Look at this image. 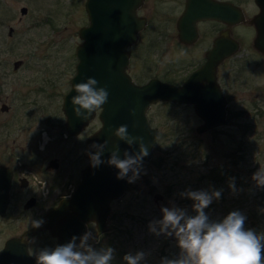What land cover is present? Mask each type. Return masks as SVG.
<instances>
[{
    "label": "rangeland",
    "instance_id": "obj_1",
    "mask_svg": "<svg viewBox=\"0 0 264 264\" xmlns=\"http://www.w3.org/2000/svg\"><path fill=\"white\" fill-rule=\"evenodd\" d=\"M84 1L0 0V106L3 102L9 105L8 110L0 108V161L18 165L30 183L13 186L6 213L0 215V247L66 195L79 179L80 168L89 162L84 144L87 134L100 125L99 118L70 136L61 108L75 71V47L81 41L78 31L87 22ZM242 3L248 18L255 5L252 0ZM22 5L27 6L25 13L20 11ZM157 9L155 0H147L142 9L150 22L132 48L128 71L138 82L154 75L180 82L201 61L203 46L216 24H210L208 36L200 42L182 46L177 44L172 18L178 8L163 4L159 14ZM10 25L14 28L11 35ZM234 30L241 47L218 73L228 98L227 123L198 132L202 118L192 104L152 103L149 120L159 128L152 157L143 164L140 178L128 182L124 193L111 201L106 229L99 231L94 222L87 223L85 233H92L90 243L95 248L115 249L112 264H125L123 256L129 251L150 253L145 264H160L163 257L177 256L175 238L158 237L148 225L162 218L161 206L173 203L194 214L193 202L179 195L187 189H223L221 200L206 210L210 217L219 219L239 209L248 217L246 227L264 233V213L260 212L264 189L257 188L251 177L264 167V54L252 44V24L243 21ZM16 59L22 62L13 67ZM54 156L58 167H46L45 159ZM233 177L240 190L236 195L229 188ZM156 192L162 198L156 199ZM32 193L37 201L24 207V197ZM27 239L35 258L40 249L56 246V237L46 229Z\"/></svg>",
    "mask_w": 264,
    "mask_h": 264
},
{
    "label": "water",
    "instance_id": "obj_2",
    "mask_svg": "<svg viewBox=\"0 0 264 264\" xmlns=\"http://www.w3.org/2000/svg\"><path fill=\"white\" fill-rule=\"evenodd\" d=\"M255 2L259 11L246 18L242 9L230 2L199 8L198 5L193 7L190 1L177 23L179 38L183 39L185 35L195 37L197 18H219L226 21L228 26L246 21L253 24L256 30L253 46L264 52V0ZM138 3L140 0L85 1L88 22L78 31L81 41L75 47V71L69 78L70 87L63 94L61 108L65 116L66 133L77 134L96 112L87 120L76 117L71 103L72 96L76 95L73 85L86 82L87 78H94L99 82L98 87H106L108 102L97 110L100 125L85 141L87 157L89 151L95 152L91 148L93 143H103L105 140L109 141V145L102 156L104 161H107L110 151L117 143L120 144L121 158L125 150L133 153L138 151L139 144L130 148L114 135L118 127L127 125L131 135L144 138L149 155L144 158L143 164L147 163L152 157L159 135V128L149 120L148 110L157 101L192 104L195 112L202 118V122L196 127L198 132L228 121L227 97L217 80L216 67L225 56L239 48L238 41L230 35L229 29L222 31L214 39L213 47L207 52V59L190 71L182 82L174 83L158 76L136 82L127 68L130 55L128 45L137 39L138 29L145 24V18L135 14ZM219 5L222 6L218 8ZM26 9L24 5L20 7L22 13ZM12 31L11 26L9 34ZM21 62L22 59H16L13 66L18 67ZM5 107L6 104L3 103L2 108ZM130 109L135 110V115L130 113ZM50 163L52 167L57 166L56 159H52ZM117 173L118 169L114 166L103 163L94 168L89 161L82 168L74 189L46 210L41 218L44 220L42 227L36 229L30 226L20 235H12L5 240L0 248V264H36V258L28 252L26 238L42 229H47L56 237V245L69 242L73 236L85 234L88 222H94L99 231L105 230L112 211L111 201L120 197L128 185L127 179H117ZM10 185L11 170L7 165L0 164V215L6 213L10 201ZM154 197L162 198V194L156 192ZM34 202V197H30L24 207H29Z\"/></svg>",
    "mask_w": 264,
    "mask_h": 264
},
{
    "label": "clouds",
    "instance_id": "obj_3",
    "mask_svg": "<svg viewBox=\"0 0 264 264\" xmlns=\"http://www.w3.org/2000/svg\"><path fill=\"white\" fill-rule=\"evenodd\" d=\"M98 83L94 78H87L86 82L73 85L76 95L72 96L71 103L76 117L87 120L108 102L106 87H98ZM130 113L135 115V110L130 109ZM114 135L130 148L139 144V150L134 153L125 150L121 158L120 144L117 143L104 161L102 156L108 150L109 141L93 143L91 148L95 152L87 153L91 165L96 168L107 163L118 169L117 179L135 183L143 171V160L149 155L148 146L142 136L131 135L127 125L118 127ZM252 180L257 188L264 189V167L253 173ZM229 188L233 195L240 191L234 177L229 181ZM179 195L193 202L194 214L173 203L161 206L162 218L152 220L148 225L149 231L158 237H174L179 249L177 256L163 257L160 264H264V233L258 234L255 229L246 227L248 217L244 212L235 209L222 218L212 219L206 211L214 201L221 200L223 189H187ZM260 212L264 213V208ZM43 224V219L33 220L32 227L38 229ZM92 239V233L86 232L80 237L73 236L64 244L42 248L36 255V264H112L115 249H97L90 243ZM26 243H29L27 238ZM28 252L31 254V249ZM148 255L150 253L143 250L129 251L123 256V261L125 264H145Z\"/></svg>",
    "mask_w": 264,
    "mask_h": 264
},
{
    "label": "flooded vegetation",
    "instance_id": "obj_4",
    "mask_svg": "<svg viewBox=\"0 0 264 264\" xmlns=\"http://www.w3.org/2000/svg\"><path fill=\"white\" fill-rule=\"evenodd\" d=\"M86 1V0H85ZM85 1H84V8H85V12H86V16H87V11H86V7H85ZM156 1V4H157V13L158 12H161V10H160V7L163 5V4H169V6L171 5V7L173 8V6H174V8H178L177 10H178V12H177V14H176V16L174 17V16H172V18L174 19V26H175V29H176V41H177V44H179V45H182V46H192V45H194V44H196V43H198V42H200L201 41V38L203 37V36H208L207 35V32H209V30L207 31V28L209 29L210 28V24L211 23H214V24H216L215 25V29H214V33L211 35V37H208L207 39H206V44L203 46V50H202V59H201V61L198 63V64H196L190 71H192L195 67H197V66H199L202 62H204L206 59H207V57H208V55H207V52L213 47V42H214V39L217 37V36H219L220 34H221V32L222 31H225L226 29H229V32H230V35L232 36V37H234L237 41H238V43H239V48L235 51V52H233V53H231L230 55H227V56H225L221 61H219L218 62V64H217V67H216V73H217V80H218V82H219V84H220V86H221V88H222V90H223V92H224V89H223V87H222V85H221V82H220V80H219V76H218V73H219V69H220V67L225 63V60L226 59H228V58H230V57H232L233 55H235V54H238V52H239V49H240V47H241V41L234 35V27L235 26H237V25H242L243 24V21H240V22H236V23H233V24H231V25H229L228 26V24L226 23V21H224V20H222V19H219V18H215V17H206V18H197L196 20H195V26H196V32H195V37H190L189 35H185L186 37L185 38H183V39H180L179 38V33H180V29L178 28V21H179V19H180V17L185 13V10L187 9V7L189 6V4H190V1H192V6L193 7H197V5L199 6V8H201V7H203V8H207L208 6H211V5H209V4H212V7H213V5H215V3H219V2H230V3H232V4H234V5H236V6H238V7H240L241 9H242V11L244 12V14H245V17H247L246 16V13H245V11H246V9L244 8V6H243V3H242V0H155ZM253 1V3H254V5H255V11H253L252 12V15L253 14H255V13H257L258 11H259V6L257 5V3L255 2V0H252ZM146 4H147V0H140V3H138V5L135 7V14H136V16H138V17H144L145 18V24H144V26L143 27H141V28H139L138 29V31H137V39L134 41V42H132L131 44H129L128 45V49H129V52H130V55H129V60H130V58H131V56H132V48L134 47V46H136L138 43H139V40L141 39V37H142V34H143V32L145 31V29L148 27V25H149V22H150V20H149V18H148V16L142 11V9H143V7L144 6H146ZM23 6V5H22ZM24 6H26V5H24ZM216 6H217V4H216ZM220 6H222V5H219L218 6V8L220 7ZM27 7V6H26ZM27 10V9H26ZM167 12V11H166ZM166 12H164L165 14H166ZM22 13V12H21ZM25 13V12H24ZM159 14V13H158ZM164 14V15H165ZM251 15V16H252ZM87 22H88V17H87ZM87 22L86 23H83L82 25H86L87 24ZM252 26H253V29H254V36H255V34H256V30H255V27H254V25L252 24ZM11 27V25L10 26H8V34H9V28ZM206 30V31H205ZM13 31H14V28H13ZM13 31H12V33H13ZM193 32V31H192ZM11 33V34H12ZM11 34H9V35H11ZM209 34V33H208ZM78 35H79V33H78ZM205 38V37H204ZM254 38V37H253ZM81 39V38H80ZM252 44H253V41H252ZM255 48V47H254ZM256 49V48H255ZM257 50V49H256ZM257 51H259V50H257ZM259 52H261L262 54H264V52H262V51H259ZM15 61V60H14ZM14 67V66H13ZM127 70H128V68H127ZM190 71L189 72H187V74L181 79V81L180 82H182L184 79H185V77L190 73ZM129 72V71H128ZM130 73V72H129ZM131 75V74H130ZM132 76V75H131ZM155 76V75H154ZM151 77V76H150ZM133 78V77H132ZM162 79H164V80H168V81H171V82H174V83H180V82H175V81H173V80H169V79H165V78H162ZM136 82H138V81H136ZM224 94H225V92H224ZM226 95V94H225ZM226 97H227V95H226ZM227 100H228V98H227ZM3 103H5L6 104V102H3ZM3 103H1V106H0V108H1V110H8L9 109V105L8 104H6V107L5 108H2V104ZM227 114H228V112H227ZM228 116V115H227ZM98 118V115H97V112H96V114L89 120V122L87 123V125L85 126V127H87L88 126V124L90 123V121L91 120H93L94 118ZM98 128V126L97 127H95V128H93L92 130H91V132L90 133H92L93 131H95L96 129ZM89 133V134H90ZM89 134H87V136L89 135ZM44 136L47 138V134L45 133L44 134ZM70 136H72V135H70ZM86 136V137H87ZM43 147V146H42ZM14 147H11V149H13ZM84 154H85V144H84ZM86 156V155H85ZM87 157V156H86ZM88 158V157H87ZM52 159H56V162H57V166H56V168L58 167V165H59V161H58V158H57V156H54V157H48V158H46L45 159V161H47V165H46V167H52L51 166V160ZM89 161H90V158H89ZM13 162H1L0 161V164H5V165H7L9 168H10V170H11V185H10V198H12L11 196H12V190H13V186L15 185V183L16 182H18L19 184H20V186H28V185H30V183H29V178H28V176L26 175V174H22L21 173V169L19 170L18 169V165H16V164H12ZM88 164V163H87ZM86 165V164H85ZM84 165V166H85ZM23 166V167H22ZM21 167L22 168H25V166L26 165H22ZM83 166V167H84ZM83 167H81L80 168V170H79V178H80V174H81V170H82V168ZM19 168H20V166H19ZM55 168V167H54ZM79 180V179H78ZM78 180L77 181H75V183L72 185V188L70 189V191L66 194V195H63V196H67L73 189H74V187L76 186V184H77V182H78ZM62 196V197H63ZM30 197H34V200H35V202L37 201V197H36V195L35 194H28L27 196H25L24 197V202H23V205L25 204V202L30 198ZM61 198V197H60ZM59 198V199H60ZM34 202V203H35ZM58 202V201H57ZM54 205H56V203L54 204ZM54 205H52V206H54ZM51 206V207H52ZM50 208V207H49ZM48 208V209H49ZM47 209V210H48ZM46 212V211H45ZM44 212V213H45ZM44 213H43V215H44ZM42 215V216H43ZM42 216H41V218H42ZM110 216V215H109ZM40 218V219H41ZM109 218V217H108ZM107 223H108V219H107ZM43 230V229H42ZM47 230V229H46ZM23 232V231H22ZM8 238V237H7ZM6 238V239H7ZM5 239V240H6ZM5 240H4V242H5ZM4 242H3V245H4ZM2 245V246H3ZM1 246V247H2ZM0 247V248H1ZM28 249H29V247H28Z\"/></svg>",
    "mask_w": 264,
    "mask_h": 264
},
{
    "label": "bare ground",
    "instance_id": "obj_5",
    "mask_svg": "<svg viewBox=\"0 0 264 264\" xmlns=\"http://www.w3.org/2000/svg\"><path fill=\"white\" fill-rule=\"evenodd\" d=\"M48 137V136H47Z\"/></svg>",
    "mask_w": 264,
    "mask_h": 264
}]
</instances>
